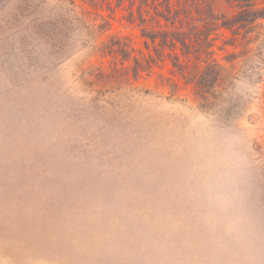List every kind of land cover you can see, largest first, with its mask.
I'll return each instance as SVG.
<instances>
[{
	"label": "rangeland",
	"instance_id": "374dc122",
	"mask_svg": "<svg viewBox=\"0 0 264 264\" xmlns=\"http://www.w3.org/2000/svg\"><path fill=\"white\" fill-rule=\"evenodd\" d=\"M129 11L0 0V264H264V19L203 100Z\"/></svg>",
	"mask_w": 264,
	"mask_h": 264
},
{
	"label": "trees",
	"instance_id": "16d2710c",
	"mask_svg": "<svg viewBox=\"0 0 264 264\" xmlns=\"http://www.w3.org/2000/svg\"><path fill=\"white\" fill-rule=\"evenodd\" d=\"M216 1L129 0L131 19L138 22L147 45L151 40L156 50L158 46L163 48L164 55L166 48L171 51L180 48L183 56L189 58L185 62L179 55L174 56L177 60L173 66L179 69L186 82L195 84L203 100L213 95L212 90L222 79V68L212 50V32L226 28L236 38L241 35L251 41V33L264 19V0H224L234 9L231 14L217 13ZM103 20L105 26L109 24L105 18ZM98 28L104 26L98 25ZM133 59L140 66L139 58Z\"/></svg>",
	"mask_w": 264,
	"mask_h": 264
}]
</instances>
